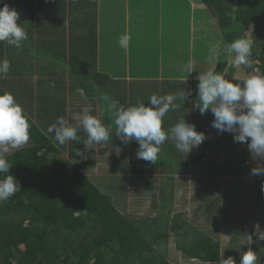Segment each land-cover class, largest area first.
Segmentation results:
<instances>
[{
    "label": "trees",
    "instance_id": "trees-1",
    "mask_svg": "<svg viewBox=\"0 0 264 264\" xmlns=\"http://www.w3.org/2000/svg\"><path fill=\"white\" fill-rule=\"evenodd\" d=\"M20 1L30 6L9 4L10 1L8 4L18 10L20 19L17 23L25 28V19L32 15L33 0ZM56 1L59 8L64 0ZM184 3L188 4L186 7L198 3L186 13L194 11V16H198L195 23L200 32L205 31L203 34L207 41H212L210 31L220 36L215 52L211 51L214 47L211 45L210 48L208 42L207 53L215 55V62L209 61L210 56L207 58L205 53L207 66L204 70L212 65L217 73L227 70L226 79H231L240 69L247 75L264 74V0H184ZM95 28L93 24L90 29L93 34H89L88 41L76 35L73 43V38L68 37L73 48L66 46L64 30L61 37L35 45L31 42L33 36L28 34L19 48L0 42V61L11 62L8 72L0 74V95L11 93L31 125L27 144L5 155L12 163L10 174L18 181L20 191L9 200L0 202V264H172L171 241L173 251H178L185 260L200 264L218 262L221 243L208 232L212 233L213 228L220 232L221 226L212 225L208 230L195 228L190 223L192 220L186 218L191 212L186 215L175 208L173 213L171 206L175 202L174 186L177 183L173 184L183 173L182 165L184 170L187 167L188 172L193 168L207 176L203 177L205 181H199L206 184L198 188L202 193L194 195L196 198L200 195L204 197L211 188L218 189L220 181L216 177L227 175L230 169H234L227 160L217 158L213 145L228 136L231 141L228 140L227 148L233 150L236 146L233 134L219 132L216 138V129L209 128L208 124L214 120L211 110L201 115L196 109L189 115L195 109L193 106L190 109V104L198 98L197 72L192 74L175 66L169 69L172 75L168 76L177 81L167 82L157 72L156 78L161 82L155 81L154 77L145 81L142 77L127 75L124 64L119 68L123 67L125 71L120 72L119 68L104 67L108 65L103 62L106 50L101 52L103 67H99ZM39 31L36 40L40 37L46 40L45 32ZM242 36L252 41L251 68H237L233 63L234 53L226 51L227 45ZM138 37L134 40L135 44L141 39V36ZM106 39V36L101 38L113 52L112 39ZM81 44H88L86 53L83 48L76 49V45ZM142 68L151 74L149 66ZM183 70L185 78H176L181 76L175 72ZM237 80L243 79L237 77ZM180 90L190 91L191 95L185 104L177 101L180 107L166 114L163 130L170 131L182 120L183 114L186 123L205 134L206 139L198 147L205 149L204 154L195 148L192 152H199L196 158L186 159L183 155L188 157V154L177 150L174 142H166L154 164L138 159V143L133 140L124 144L116 135L113 102L129 107L139 100L147 105L148 98L153 94L166 95ZM85 107L91 109L90 115L110 126L112 139L94 144L83 158L77 156L78 150L85 151L83 142L87 133L82 127L78 131L80 140L64 145H60L54 138V132L49 133L47 129L60 116L70 124H77L78 121L72 117L81 114ZM117 147L121 149L119 155L115 152ZM245 151L238 149L242 155ZM233 163L236 169L240 166L236 165L237 161ZM94 170L102 173L95 177L97 183L90 176ZM108 173L116 174V182L125 181L121 176L128 174L130 187L127 192L132 196H128L127 192L123 196L115 195L110 191L114 188L100 187L99 179H104L102 176ZM171 175H175L176 179L170 181L173 184L169 193L170 185H165V182ZM134 195L141 200H151L152 205L158 207L155 219L139 221L122 214L126 211L125 205H134ZM126 196L131 200L127 201ZM242 205L247 204L243 201ZM198 210L200 208L194 214L202 215Z\"/></svg>",
    "mask_w": 264,
    "mask_h": 264
},
{
    "label": "clouds",
    "instance_id": "clouds-1",
    "mask_svg": "<svg viewBox=\"0 0 264 264\" xmlns=\"http://www.w3.org/2000/svg\"><path fill=\"white\" fill-rule=\"evenodd\" d=\"M4 3V0H0ZM19 13L4 4L0 8V42H6L10 46L20 47L21 42L27 39V33L22 24H18ZM131 36L124 34L119 38V45L127 49ZM252 41L246 37L235 39L226 47V51L234 53V65L239 68H251L250 59ZM215 52V49H213ZM11 66L8 60L0 61V74H6ZM192 61L185 65L186 71H191ZM227 70L222 73L209 70L199 73L198 98L193 102V107L201 115L211 110L214 120L212 127L216 133L227 132L233 134L234 142L247 143L253 160L264 161V74H256L238 81L234 75L226 79ZM190 92L180 90L166 95L153 94L148 98V103L137 101L135 105L124 107L113 102L115 109L116 135L124 144L136 141L139 148L136 152L138 159H143L152 164L155 163L165 143H173L180 152L190 153L206 139L202 132H198L194 125L185 122V119L176 123L170 131L163 130V119L170 111H175L185 101ZM91 109L85 107L82 113L74 115L73 120L78 123L70 124L63 116L49 126L47 131L54 132L55 140L64 145L69 141H79L78 131L83 129L87 133V139L83 142L85 151L78 150L77 156L86 158L85 152L94 144L106 143L112 139L110 126L104 124L97 117L90 115ZM30 123L21 105L9 92L0 95V152L7 153L9 148H19L30 139ZM250 141V142H249ZM121 149L115 148L119 155ZM12 163L0 155V202L12 198L20 185L13 175L10 174ZM251 174L264 176V164H258L252 168ZM256 241H264V229L256 223L251 234H246L241 245H248L239 264H258L259 257L251 249ZM223 256V255H222ZM221 264H237L236 260L229 256L221 259Z\"/></svg>",
    "mask_w": 264,
    "mask_h": 264
},
{
    "label": "rangeland",
    "instance_id": "rangeland-1",
    "mask_svg": "<svg viewBox=\"0 0 264 264\" xmlns=\"http://www.w3.org/2000/svg\"><path fill=\"white\" fill-rule=\"evenodd\" d=\"M144 1L145 4H147V11L149 12V19L151 21V28L154 29V33L153 35L150 37L149 34H145L141 37V41L142 44H146L148 43V47H149V51L150 49H152L153 53H158L160 54V56L158 58L163 57V69H162V75L164 80L168 81H177L175 78L171 79V77H166L168 75H172V71L169 70L166 65L165 62L166 60L164 58L167 59H172V60H176V67L178 68H182L185 70V65L187 64V60H191L193 67L191 69V73L194 74L197 72V77L199 75V73L203 74L209 70H213L214 69V65L212 66H208L209 68H207V70H204V67H206V63L204 61L205 53L207 54V58H209V61H213L215 62V55L211 54V53H207V49H208V42H209V46L210 48L213 46L214 49L219 45L220 39H219V33L214 32V31H210V33L212 34V41H207L205 39H203L200 35V29H198L197 27V22L195 23V17L197 18L198 16L195 14L194 16V11L191 14H187L186 10H191V7H195L196 4L192 3V5H190L189 7L187 3H184L183 0H114L115 2V6L118 5V9L120 12V17H119V21H114V22H107L105 23L106 26H103L104 23L102 25H100V28H106V31H108L110 33V31H112L114 33V37H113V52L109 51H105L104 55H103V62H107L108 65L113 66L114 64L117 66V68H115V70H117L120 65H122L123 63H125L128 74L131 77H142L143 79H152L154 77L155 81H159L161 82L162 80L159 78H156V69H152L151 64H153V62H149L152 60V58H150L149 60L145 57V55L147 54L146 52H149L148 50H145L146 52L144 53H138L136 51V49L133 48V40L131 39L129 42V46L127 49H129V51H125L123 50V48L120 47L119 43L117 44V40L121 37V34L124 35L125 33V28H126V22L124 21V16L122 15L123 12V8L125 6L126 3H129L130 6V15L133 17V21L135 19L141 18L142 17V13H139V6L140 3H142ZM195 1V0H194ZM133 2H135L137 5L136 8H133ZM164 3H169L172 5V8L170 11L165 9V12L163 13V15L160 13V19H163L164 21L167 20H171L172 22H167L163 25V27H167L169 28H174L175 30H177V32L179 33V35H176L174 37H170L173 38L175 40V42H179L180 45L185 44V49L183 47L180 46H174L172 45V43L169 41L168 37L164 36V41L166 42H170L171 43V47H173V51H166L163 48V43L160 46H154L156 42L157 43V35L155 34V31L157 29H160L162 27V25H160V20H159V13L158 10L161 11V7H163ZM9 4H13V5H18V6H30L27 5V3H23L20 0H10ZM170 6V5H169ZM41 9V6H39ZM105 10V7L103 6V4H100V15H104L103 12ZM176 10H178V12H176ZM196 13V12H195ZM106 16V15H104ZM103 17V16H102ZM126 17V16H125ZM203 18V16L201 17ZM139 21V20H138ZM195 23V25H194ZM189 24H191L192 27H194V29L196 30V32L193 30L192 28V35H191V40L190 42L193 40V35H195V43H192L190 46V42L188 43L187 41V32L183 31V29H185L186 27L189 26ZM160 25V27H159ZM64 29V28H63ZM205 33V31H203ZM141 36V35H139ZM117 37V38H116ZM154 40H153V39ZM112 39V38H111ZM203 40H205L204 44ZM149 43H153V46H149ZM212 45V46H211ZM189 46H190V51L189 50ZM170 47V46H169ZM8 49V48H7ZM5 49V50H7ZM161 49H162V53H161ZM210 51V50H209ZM208 51V52H209ZM213 52V48L211 50ZM151 54V53H149ZM175 54V57L174 55ZM7 57V54L5 55V59ZM234 60V59H233ZM212 62V63H213ZM214 64V63H213ZM145 65H149L150 67V71L151 74H148L147 71H145L142 67ZM142 66V67H141ZM180 71V72H175V74L177 76H181V77H176V78H185L184 74L185 71ZM118 71H125V68H119ZM199 71V72H198ZM158 76H160V71L158 69ZM255 74H250L247 75L245 74V72L240 69L237 73H236V77L238 78H242V79H246L249 76H252ZM226 78V77H225ZM139 79V78H137ZM181 81V80H180ZM183 81V80H182ZM190 92V91H189ZM193 106V104H190V109ZM194 111H196V109H192V112L189 113V115H192V113H194ZM210 111V110H209ZM208 113V112H207ZM181 119H183V114H181ZM208 124L210 125L209 128H213L212 122H208ZM216 133V132H215ZM228 133H226L225 135H227ZM219 133H216V138L218 137ZM214 137V136H213ZM234 139V138H232ZM228 140L231 141V139L227 137H224V139L220 140V142L216 143L213 145V147H215L216 149L220 150L222 153H225L227 158L229 156L230 151L227 148V142ZM27 144V143H26ZM25 144V145H26ZM24 146V145H23ZM15 149L17 148H9V151L7 153H2L0 152V155H7L11 152H13ZM204 148L200 149L198 148V151L201 154H204ZM197 151V152H198ZM195 151H191L190 153H188V157L186 155H183L184 158H191L194 156V158H196V153ZM198 152V153H199ZM164 158V157H163ZM215 159V158H214ZM162 161V159L160 160ZM167 161V160H165ZM249 161H247L246 163V168L248 171V174L250 172V165L248 163ZM187 164L189 165V163L187 162ZM229 165H231V167H233L234 170H236V166L235 164L232 163H228ZM243 163H238L236 165H242ZM190 166V165H189ZM162 167V166H161ZM254 167H257V164L255 163ZM181 171H183V173L179 176H177L178 181H176L174 184L172 182H170L171 180H175L176 177L175 175H171V177H169V180L167 181V183L165 182V185H170L169 188V193L172 187V184L176 186L174 189V194L176 196L175 198V202L173 203V205L171 206V209L173 211V213L177 210H182L185 212V214L187 215L189 214V217L186 216L187 220H192L190 223L195 227V228H200V229H210L212 227V225H220L223 226L222 232L219 231H215V228H213L212 233L208 232L209 235H211L213 237V234L216 236L215 240L219 241L221 243L222 249H221V254H220V260L214 264H221V259H227L229 256L233 257L237 264H239L240 261V257L241 255L246 252L248 250V245H241V241L244 237V234H249V231L251 232V230L253 231V229L251 228H247L249 225H251V221H250V210L252 208H249L247 205H242L243 203V196L242 199L239 196L242 188L239 186L238 181H233V182H228L226 183L221 189H210L207 193L204 194V197H202V195H200L198 198H196L194 195H196L198 192L199 194L202 193L199 191V187H201L203 184H206L204 182H199L200 180L205 181L204 178H206L207 176L204 174H201V172L194 170L193 168H191L188 172V169L186 167V170H184V167L181 165ZM232 170V169H230ZM93 174L90 175L92 178H94V182H96L95 177L96 176H100L102 175V173L97 172V170L92 171ZM116 174L115 173H108V175H103L102 177H104V179H99L98 184L101 187H105L108 186L110 188H114L111 189L110 191L113 192V194L115 195H124V192H127L129 186V183L127 182L128 180V174L123 175L121 177H124L125 181H121L118 180L116 182V180L114 179ZM164 177V174H163ZM168 178V177H167ZM202 178V179H200ZM164 182V181H163ZM221 182V181H220ZM97 183V182H96ZM159 185V184H158ZM197 187V188H196ZM199 188V189H198ZM198 190V191H197ZM112 194V193H111ZM128 196H132L130 192H127ZM198 194V195H199ZM157 195H159V193H157ZM135 196V195H134ZM127 197V196H126ZM202 197V198H201ZM131 200L130 198L128 199L127 197V201ZM132 201L134 202V205L130 204V206L128 207V204L125 205L126 206V211L122 212V214H124L125 216H128L132 219H136L139 221L142 220H146V219H155L157 217V209L158 207H155L154 205H152V201L151 200H141V198H138L137 196L132 197ZM229 207L231 209V211L229 210ZM176 208V209H175ZM200 208V213L202 215H200L199 213L194 214V211ZM255 210H261L264 212V203L263 205H258L254 207ZM231 215L234 217V219L239 220L240 222L236 224V228L235 230L237 231V234L242 235L243 237H238V239L235 238V235L233 234V236H231L230 234H224L226 230V228L224 227L225 225H230L231 223L227 222L228 217ZM240 216V219L236 216ZM245 216L247 217L248 221L245 222V219L242 220V217ZM194 219V220H193ZM261 228L264 229V221L263 224L261 225ZM232 232V229L231 231ZM172 240V239H171ZM231 241V242H230ZM253 244L259 243L257 245H252L253 246V251L257 253L259 260H258V264H264V241H256ZM229 242V243H228ZM170 246V262L172 264H200L198 262H193V261H188L185 260L182 255L178 252V251H173V243L172 241L169 244ZM252 249V248H251ZM226 252H223V251ZM223 255V256H222Z\"/></svg>",
    "mask_w": 264,
    "mask_h": 264
},
{
    "label": "crops",
    "instance_id": "crops-1",
    "mask_svg": "<svg viewBox=\"0 0 264 264\" xmlns=\"http://www.w3.org/2000/svg\"><path fill=\"white\" fill-rule=\"evenodd\" d=\"M8 1H10V0H4V3H0V4L2 5V7H4L3 6L4 4H7L10 7V5L8 4ZM94 1H96V2H94ZM60 3H61V6L59 8H57V1L56 0H33L32 1V4H31L32 15H30V14L28 15L29 18L25 19L27 24L24 25V27H25L24 30L27 32V34L33 36V39H31V42H33L35 45L36 43H39L41 41H47V42L53 41L54 38L61 37L60 35L62 34V31L64 30V33L66 34L65 35L66 36L65 37V39H66L65 44L67 47L73 48V46L71 47L72 43L70 41H68V37L73 38V40H72L73 43H74V40L76 39L74 36H76V35L79 36L80 38L88 41L89 34H93V33H90L91 32L90 29L92 28V26L94 24L96 26L94 33L97 35V48H96V50L100 54V56L98 57L99 67H103V66L108 67V68L111 67L110 69L117 68V66L115 64L113 66H110V65H103L102 66V64H101V61H102L101 60V52H103L105 50L109 51V49H108L109 46H107L106 43L104 42V40H101V38H105V36H106V38H107L106 40H110L112 38V42H113L114 33L112 32L113 30L110 31V33H109L108 31H106V28H100L99 27L103 23H104L103 26H106L105 23H107V22H114V21L120 20L119 19L120 12H119V9L117 8L118 5L115 6L114 0H64ZM101 3L105 7L103 14L106 16L100 15L99 9H100ZM137 5L138 4L133 2V8H136ZM39 6H41V9ZM11 8H14V7H11ZM171 8H172L171 4L164 3L163 7H161V11L158 10L159 20L161 22L160 25H162V27L155 31V34L157 35L158 39H157V43L154 46H159V45L161 46L163 43V46L165 45V48L164 47L163 48L166 51H173V47H171V43H172V45H174V46H180V47H183L185 49V44L180 45L179 42H175V40L173 38H170V37H174L176 35H179L177 30H175L174 28L168 29L167 27H163V25L165 23H167V22L171 23L172 21L171 20L164 21L163 19H160V13L163 15V13L165 12L164 9L170 11ZM147 10H148L147 4H145L144 1L142 3H140L139 13H142L141 14L142 17L139 19L137 18L136 22H135V19L133 21L132 16H130V18H129V16H127V15H130L129 14V12H130L129 3H126L124 8H123V11H125V12H123L122 15L124 16V18H125L124 21L126 22V28H125L124 34H129L131 36V39L133 40V48L136 49V51L138 53H144V52H146L145 50L149 51V47H148V43L142 44L141 39L138 41L137 44H135L134 40L136 39V37L139 38L138 37L139 35H141V37H142L145 34H149L151 37L154 33V29L151 28V21L149 19V12ZM16 11L18 12V10H16ZM176 12H178V10H176ZM160 25H159V27H160ZM192 28L196 32V30L194 29V27L191 26V24H189L188 27L183 29V31L187 32L188 43L191 40L190 38L192 35ZM39 29H41L42 32H45L46 40L43 37L42 38L40 37V39L36 40V36H39L38 34L40 33ZM200 35L201 36H199V37H202L203 39L207 40L206 38H204L203 32H200ZM164 36L168 37V39L171 43L170 42L165 43ZM99 37H100V40H99ZM192 37H193V40L190 42V46L192 43H195V40H196L195 35H193ZM205 40H203V41H205ZM101 41H103V44ZM118 43H119V39L117 40V44ZM76 46H77L76 49L83 48L85 53L88 50V44H81V45H76ZM149 46L150 47L153 46V43H149ZM190 46H189L188 51H190ZM123 50H125L127 52L129 51V49H123ZM146 53L147 54L145 55V57L148 60L150 58H152V60L149 61V62H153V64H151L152 69H156L157 73H158V69H159L160 76H163L162 75L163 57L158 58L160 56V54L153 53L152 49H150V51L146 52ZM149 53H151V54H149ZM161 53H162V49H161ZM173 55L175 57V54H173ZM164 59L166 60L165 65L168 69L176 66V60H172L170 58L169 59L164 58ZM188 62H189V60H187V63ZM123 64L125 65V63H123ZM145 66H149V65H145ZM111 76L114 77L113 75H111ZM166 77H171V76H166ZM127 78L130 79L129 77H127ZM143 80L148 81L149 79H143ZM148 93H149V91L147 90L146 94L148 95ZM232 140L234 141V139H232ZM233 143L236 146H233V150H230L229 156L227 158H225L226 157L225 153H222L220 150L216 149L214 152H215V154L217 153L216 154L217 158L221 161L227 160L230 163L237 161V164L238 163H244V164L240 165L236 169V171L231 170V172L227 175H220V176L216 177V178H218L219 181H221L220 187L218 189H221L226 183H228L230 181H238L239 186L242 188L239 196L241 197V199L243 196L242 200L247 204V206L249 208H252L250 210V213H251V216H250L251 223L250 224L251 225H249L247 228L253 229L254 225L256 223H259L261 226L263 224V221H264V212L261 210H255L254 209L255 206H258V205L262 206L264 203V176H259V175L254 176L251 174V170H252V168H254L255 163L257 165L258 164H264V161L253 160L251 153L248 149V145L245 147L246 143L244 145H242L241 143H240V145H238V142H233ZM242 147H244V149H242ZM235 148H237V149H235ZM245 148H247L246 151H245ZM238 149L245 151V155L238 153ZM247 161H249L248 163L250 165L249 174H248V171L246 168ZM233 183H235V182H233ZM229 210L231 211L230 207H229ZM236 216L240 219V216H238V215H236ZM244 219H245V222L248 221L247 217H245V216L242 217V220H244ZM239 222L240 221L234 219V217L232 215H231V217L229 216L228 217V223H231V224L224 226L225 228L227 227L226 230L228 229L227 231H225L224 234H230L231 236H233V234H234L236 239H238V237H243L242 235L237 234V231L235 230L236 224ZM222 228H223V226H221L220 232L223 233L224 230H222ZM231 229H232V232H229V231H231ZM261 229H263V228H261ZM252 232H253L252 230H251V232L249 231V234H251ZM213 233H214V230H213ZM214 234H217V233H214ZM214 234H213L212 238L215 239L216 236ZM244 236H245V234H244ZM253 240H256L255 236H253ZM259 243L252 244V245L254 246V245H257ZM252 245L250 247L253 250ZM221 248H222V246H221ZM223 252H226V251H223Z\"/></svg>",
    "mask_w": 264,
    "mask_h": 264
}]
</instances>
